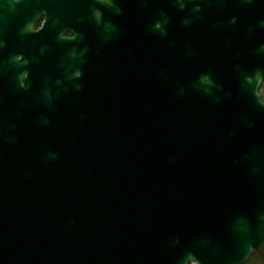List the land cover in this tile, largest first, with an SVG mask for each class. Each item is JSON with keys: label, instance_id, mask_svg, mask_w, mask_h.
Listing matches in <instances>:
<instances>
[{"label": "water", "instance_id": "water-1", "mask_svg": "<svg viewBox=\"0 0 264 264\" xmlns=\"http://www.w3.org/2000/svg\"><path fill=\"white\" fill-rule=\"evenodd\" d=\"M86 1L90 52L59 48L81 39L59 0H0V264H243L264 245L262 57L238 71L199 35L232 27L220 0ZM118 5L161 23L152 60L106 51L95 10Z\"/></svg>", "mask_w": 264, "mask_h": 264}, {"label": "flooded vegetation", "instance_id": "flooded-vegetation-1", "mask_svg": "<svg viewBox=\"0 0 264 264\" xmlns=\"http://www.w3.org/2000/svg\"><path fill=\"white\" fill-rule=\"evenodd\" d=\"M219 7L222 15L231 13L232 27L228 29L223 25L216 28L203 26L199 35L204 38L209 35L218 36L216 41L217 50L214 55L221 58L224 52L234 51L236 64H238L237 70L250 71L252 66L241 65L240 55L244 54L249 57L248 64L260 57L264 62V3L249 2L240 4V0H220ZM224 7H231V9L228 10ZM150 9L151 7L128 9L124 5H118L107 9V11L101 6L98 10H95L96 16L101 13L107 15L108 25L114 24L117 26V30H115L117 33H114V37L111 33L106 44V51L109 54H111V51H115L123 55L126 62L137 61L140 56L148 60H152L156 56L159 47L156 33L161 23L151 18H140L141 14L150 13ZM91 15L90 4L86 0H81V4L78 6L72 5L69 0H59V22L66 21L70 27L62 33V37H74L73 30L81 35V39L75 42L59 44L60 49L73 52L80 49L86 52L92 51L97 37L93 27L87 24L94 22ZM43 20V15H41L35 21L34 27L36 29L40 28ZM162 23H167V21L164 19ZM149 26H152V28ZM154 27L157 29H154ZM187 29L192 31L190 25H187ZM224 36L230 38L232 42L225 43ZM112 43H114V49H112ZM256 51L258 52L257 55L255 54ZM257 91L264 103V79L260 82Z\"/></svg>", "mask_w": 264, "mask_h": 264}, {"label": "rangeland", "instance_id": "rangeland-1", "mask_svg": "<svg viewBox=\"0 0 264 264\" xmlns=\"http://www.w3.org/2000/svg\"><path fill=\"white\" fill-rule=\"evenodd\" d=\"M244 264H264V246L252 254Z\"/></svg>", "mask_w": 264, "mask_h": 264}, {"label": "clouds", "instance_id": "clouds-1", "mask_svg": "<svg viewBox=\"0 0 264 264\" xmlns=\"http://www.w3.org/2000/svg\"><path fill=\"white\" fill-rule=\"evenodd\" d=\"M262 86V85H261Z\"/></svg>", "mask_w": 264, "mask_h": 264}]
</instances>
